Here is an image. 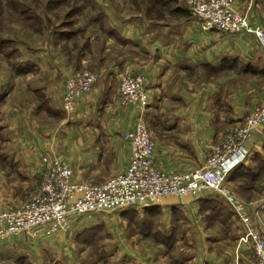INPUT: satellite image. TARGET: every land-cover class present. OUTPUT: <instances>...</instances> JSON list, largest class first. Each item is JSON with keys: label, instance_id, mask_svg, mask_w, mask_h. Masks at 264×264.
Segmentation results:
<instances>
[{"label": "crops", "instance_id": "crops-1", "mask_svg": "<svg viewBox=\"0 0 264 264\" xmlns=\"http://www.w3.org/2000/svg\"><path fill=\"white\" fill-rule=\"evenodd\" d=\"M165 1L171 2V7L159 14H127L122 18L110 14L107 37L98 40L99 35L93 32L85 36L82 47L70 36L45 31L37 36L41 38L39 45L24 44L32 52L26 56L20 51L19 71L0 56L9 74L0 117L10 140L15 138L7 154L11 161L23 164L30 178L18 204L40 181L35 165L41 156L62 157L72 167L73 179L79 181L100 182L123 171L130 152L122 133L141 117L154 140L153 158L158 166L169 171L198 167L207 147L227 128L241 124L264 98V52L251 35L203 31L182 0ZM230 3L250 22L264 26V0ZM175 7L185 9L186 14L174 11ZM37 48L41 55L35 54ZM84 64L95 70L98 80L79 99L76 109L65 113L61 107L63 79L71 68ZM126 68L144 78L147 104L143 109L117 101L119 77ZM35 74L49 80L34 87ZM47 91L57 93L51 96L60 98L61 109L53 106L52 100V107L39 100ZM47 95L50 97V92ZM51 108L60 116H54ZM244 146L248 156L243 165L253 155L264 153V121L246 138ZM256 193L249 200L255 203L253 220L263 228L264 189ZM174 206L180 209L176 213L188 217V239L192 240L188 264H256L238 216L219 193L203 189L196 196H167L159 203L145 205L163 210L166 224ZM73 228L58 236H41L38 242L23 235L2 238L0 264H17L21 251L37 257H28L30 264H43L41 250L56 255L68 248Z\"/></svg>", "mask_w": 264, "mask_h": 264}, {"label": "built area", "instance_id": "built-area-1", "mask_svg": "<svg viewBox=\"0 0 264 264\" xmlns=\"http://www.w3.org/2000/svg\"><path fill=\"white\" fill-rule=\"evenodd\" d=\"M182 1L203 31L249 34L264 52V26L250 22L232 7L231 0ZM97 80L98 74L86 65L71 68L62 82V108L68 113L74 111L79 99ZM117 101L120 105L133 103L143 109L147 104L143 76L124 69L119 77ZM263 121L264 99L251 108L241 124L227 128L216 143L207 147L200 166L187 170L169 171L156 164L154 140L142 117L122 133L130 152L126 168L106 180H75L72 167L62 157L41 156L35 165L39 183L20 204L0 208V239L9 235L58 236L71 231L87 213L125 210L159 203L167 196H196L209 189L219 193L231 206L256 264H264V224L260 228L253 220L255 203L233 192L226 183L230 171L248 156L244 141Z\"/></svg>", "mask_w": 264, "mask_h": 264}, {"label": "rangeland", "instance_id": "rangeland-1", "mask_svg": "<svg viewBox=\"0 0 264 264\" xmlns=\"http://www.w3.org/2000/svg\"><path fill=\"white\" fill-rule=\"evenodd\" d=\"M0 4L3 5L0 6V23L3 26L0 39H11L14 46L18 48L19 54L22 51V54L25 53L26 56H29L32 51H28L24 44L28 43L32 47L39 45L38 40L41 38L37 36L45 31L70 36L76 41L78 47H82L84 38L88 34L95 32L94 35H99L98 40L107 37L111 24L110 14L120 18L127 14L152 15L165 12L171 7V5L162 6L163 2L160 3L159 0H11L10 6L2 2ZM81 5L82 9L83 7L85 9L82 10ZM18 15L24 16L26 23L32 26L27 27L9 20ZM92 20H95V23ZM31 36H34V40ZM113 39L117 40V37L114 36ZM4 44L0 42V46ZM39 50L40 48H37L35 54L41 55ZM10 53H12L11 50ZM0 56L7 61V54L3 55L0 52ZM30 57L38 63L34 56ZM88 67L91 68L90 65ZM8 75V71L0 61V105L7 94L8 86L5 83H8ZM34 77H36L33 81L34 87L39 83L45 84L49 80H44L40 74H35ZM49 92L50 97L47 95ZM52 92L47 91V94L42 92L43 98L39 95V100L42 103L46 101L47 107H52L51 100L53 106L60 107V98L51 96ZM54 94L57 93L54 92ZM51 111L54 116L61 114L52 108ZM63 111L67 113L64 109ZM14 140L15 138L10 140L0 117V205L6 204L5 206L17 205L30 186V178L23 164L14 159L11 161L7 154L13 149ZM226 183L233 192L246 199H254L256 192L264 189V153L253 155L252 159L240 169L229 173ZM176 210L180 209L175 206L171 208L173 215L168 224L164 222L163 210L158 207H145V205L111 212L102 210L87 213L74 226L73 239L69 240L66 246L68 248H63L56 255L41 250L42 263L188 264V245L192 241L188 239V217L181 212L176 213ZM26 240H20V242L25 243ZM35 240L41 241L40 238ZM24 247L28 248L26 244ZM25 252L27 251H21V261L17 264H30V260L37 259L32 255L25 256Z\"/></svg>", "mask_w": 264, "mask_h": 264}, {"label": "trees", "instance_id": "trees-1", "mask_svg": "<svg viewBox=\"0 0 264 264\" xmlns=\"http://www.w3.org/2000/svg\"><path fill=\"white\" fill-rule=\"evenodd\" d=\"M161 1L163 2L162 6H168V4H171L170 0H169L170 3H165L164 0H159L160 3H161ZM0 2L6 3L5 4L6 6H10L11 0H0ZM0 6H3V5L0 4ZM0 11H1V9H0ZM174 11H176V12L178 11L181 14H186V10L182 9L181 7H175ZM0 15H1V13H0ZM9 20L19 22L21 25H24V26H27V27H31L32 26V24H27L26 20H25V17L21 16V15L20 16L18 15L15 18L9 19ZM2 31H3V26H2V23H0V35H1ZM0 42L5 43L3 46H0V52L3 55L7 54V58L6 59L10 63V65L13 67L14 71H19V69H20L19 68V61L17 60V57L19 56L18 48L14 46V43L11 40L0 39ZM11 43H13V47H11ZM10 50L12 51V53H10ZM242 166H243V164H240V165L236 166L235 168H233L230 171V173L232 171L236 170V169H240V167H242Z\"/></svg>", "mask_w": 264, "mask_h": 264}]
</instances>
